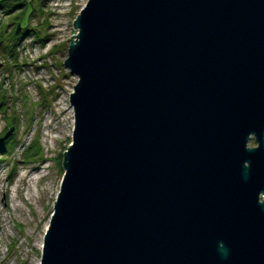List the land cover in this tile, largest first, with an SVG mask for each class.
Masks as SVG:
<instances>
[{
	"label": "water",
	"instance_id": "water-1",
	"mask_svg": "<svg viewBox=\"0 0 264 264\" xmlns=\"http://www.w3.org/2000/svg\"><path fill=\"white\" fill-rule=\"evenodd\" d=\"M73 28L40 264H264V0H87Z\"/></svg>",
	"mask_w": 264,
	"mask_h": 264
},
{
	"label": "rangeland",
	"instance_id": "rangeland-1",
	"mask_svg": "<svg viewBox=\"0 0 264 264\" xmlns=\"http://www.w3.org/2000/svg\"><path fill=\"white\" fill-rule=\"evenodd\" d=\"M86 2L0 0V91L5 101L0 136L13 124L15 141L11 152L0 155V264H40L43 236L64 172L63 154L72 145L68 98L77 77L63 63L70 37L76 35L73 21ZM19 5L10 15L3 13ZM23 9V23L34 10L29 26L39 38L48 39L40 43L36 35L21 38L9 56L15 28L10 24ZM37 141L38 156L25 159L36 153ZM248 145H255L253 139Z\"/></svg>",
	"mask_w": 264,
	"mask_h": 264
},
{
	"label": "trees",
	"instance_id": "trees-1",
	"mask_svg": "<svg viewBox=\"0 0 264 264\" xmlns=\"http://www.w3.org/2000/svg\"><path fill=\"white\" fill-rule=\"evenodd\" d=\"M2 7H3V5H2V3H0V11L2 10ZM21 7H22V5L15 6L8 12L3 10L4 11L3 13L6 14V15H10L11 13L19 10ZM33 12H34V10H33ZM33 12L27 18V23L26 24L23 23V20H24V9L20 10L19 14L12 18L13 20H12V23L10 25L14 26L15 28L12 31V35H11V38H12L11 39V47H9V49L7 50L9 56L15 54V52H14L15 50L14 49L18 45V43L21 41V38H25L27 36L36 35L35 39L40 41V43L45 42L46 39H48V36H46L45 38H39V36H37L36 31L29 26L30 25V20L34 16ZM1 37L2 36L0 35V38ZM1 39H0V43H1ZM3 104H5V101H4L3 95H2V93L0 91V112L4 111V113H5V110L3 109V106H2ZM14 121H15V119H14ZM13 129H14L13 128V124L8 125L6 130H4L2 132V135L0 136V155L1 156L7 155L8 151L11 152V150L14 149L13 146H15V145L13 143H15V141L13 139V131H14ZM8 145H10V149H8ZM33 145H37L36 153H34L32 155H26L25 159L31 160L32 157L38 156V153H37L38 151L39 152L41 151V147H40V144H39L38 141L34 142ZM33 145H31L29 148H32ZM33 159H35V158H33ZM42 161H43V159H42Z\"/></svg>",
	"mask_w": 264,
	"mask_h": 264
}]
</instances>
